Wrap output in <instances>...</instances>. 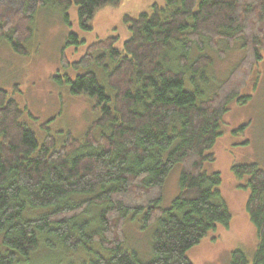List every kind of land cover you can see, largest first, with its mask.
Here are the masks:
<instances>
[{
    "label": "trees",
    "instance_id": "obj_1",
    "mask_svg": "<svg viewBox=\"0 0 264 264\" xmlns=\"http://www.w3.org/2000/svg\"><path fill=\"white\" fill-rule=\"evenodd\" d=\"M49 2L74 4L89 29L96 10L120 0H0V38L14 52L28 53L33 11ZM123 22L129 38L121 49L116 36H107L69 64L85 69L64 79L71 94L88 96L99 109L81 140L67 132L59 145L51 135L38 144L17 102L0 89V264L54 243L84 254L67 264H142L125 247V222L134 215H141V228L154 225L145 264H192L187 250L217 225H229L220 175L202 166L213 160L208 150L228 104L248 97L240 90L264 50V0H164ZM236 41L242 55L225 79L212 91L198 87L211 62L205 50L224 53L220 44L229 49ZM61 63L68 65L63 55ZM176 165L179 191L162 208L165 179ZM231 169L247 179L256 247L250 260L232 251L229 264H264V171L255 164Z\"/></svg>",
    "mask_w": 264,
    "mask_h": 264
},
{
    "label": "rangeland",
    "instance_id": "obj_2",
    "mask_svg": "<svg viewBox=\"0 0 264 264\" xmlns=\"http://www.w3.org/2000/svg\"><path fill=\"white\" fill-rule=\"evenodd\" d=\"M152 4L164 5V0H120L117 5L104 6L96 10L87 29L79 24L74 4L63 7L49 2L33 7L32 36L24 44L27 54L14 52L8 41L0 38V89L17 102L22 111L20 119L38 144L46 135H51L59 145L67 132L76 139L83 138L87 127L99 116V109L88 96L71 94L69 83L64 79L73 81L85 69H75L69 64L81 57L86 45L107 36H116L114 47L121 49L129 38L123 18L148 13ZM70 34L76 35V40H72ZM219 47L224 53L205 50L211 62L203 70V77L198 78V87L206 86L212 91L242 55L238 41L229 49L224 43ZM62 55L68 62L66 66L61 63ZM53 76L63 77L62 83L56 82ZM240 95L248 97L243 103L232 101L228 104L220 122L221 134L208 150L213 160L202 166L204 173H219V191L230 212V222L227 227L217 225L187 250L192 264H229L230 254L236 249L242 250L250 260L255 251V229L245 210L249 193L247 179L234 176L231 166L255 164L264 171V50ZM179 170V165L174 166L165 179L162 208H167L179 191ZM38 211L32 215L42 213ZM89 216L94 217L93 210ZM153 228L154 225L141 228V215L128 216L125 222V247L134 250L142 264L152 256ZM82 256V252L76 255L54 243L51 247L40 245L27 259L15 264H67Z\"/></svg>",
    "mask_w": 264,
    "mask_h": 264
}]
</instances>
